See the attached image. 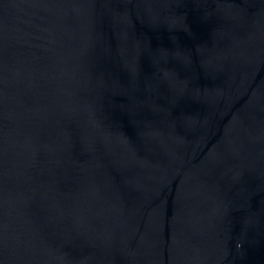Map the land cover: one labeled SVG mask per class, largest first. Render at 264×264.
Segmentation results:
<instances>
[{
    "label": "water",
    "instance_id": "1",
    "mask_svg": "<svg viewBox=\"0 0 264 264\" xmlns=\"http://www.w3.org/2000/svg\"><path fill=\"white\" fill-rule=\"evenodd\" d=\"M0 264H264V0H0Z\"/></svg>",
    "mask_w": 264,
    "mask_h": 264
}]
</instances>
